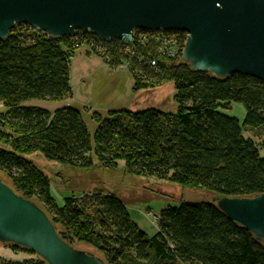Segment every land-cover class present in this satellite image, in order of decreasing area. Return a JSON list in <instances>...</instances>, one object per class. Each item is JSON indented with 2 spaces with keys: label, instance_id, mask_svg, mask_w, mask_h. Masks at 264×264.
I'll return each instance as SVG.
<instances>
[{
  "label": "trees",
  "instance_id": "trees-1",
  "mask_svg": "<svg viewBox=\"0 0 264 264\" xmlns=\"http://www.w3.org/2000/svg\"><path fill=\"white\" fill-rule=\"evenodd\" d=\"M145 33L135 31L131 42L107 43L80 32L53 39L28 25L10 31L0 41V173L47 213L62 239L72 246L89 245L107 264H264V243L211 202L181 201L178 207L164 208L155 217L157 234L150 238L112 193L72 195L59 204L50 178L27 158L38 153L78 169H114L124 162L137 176L219 197L264 193V142L257 146L244 134L263 131L264 81L195 72L182 58L185 33H168L179 40L180 53L174 58L159 55L155 42L139 43L138 34ZM83 47L111 69L126 66L135 90L172 82L177 112L110 110L103 116L94 111L91 131L81 110L35 105L73 98L72 61ZM232 103L246 109L242 125L219 110ZM9 247L25 253L0 264H47L31 251Z\"/></svg>",
  "mask_w": 264,
  "mask_h": 264
},
{
  "label": "water",
  "instance_id": "water-1",
  "mask_svg": "<svg viewBox=\"0 0 264 264\" xmlns=\"http://www.w3.org/2000/svg\"><path fill=\"white\" fill-rule=\"evenodd\" d=\"M17 25L53 39L90 33L109 43L134 31L183 32V61L218 78L241 74L264 81V0H0V41ZM0 244L35 253L47 264H107L92 248L72 246L47 213L0 173ZM64 188L109 192L125 201L164 198L211 202L264 243V193L219 197L177 184L150 186L131 174L98 167L63 170ZM5 180H3V179Z\"/></svg>",
  "mask_w": 264,
  "mask_h": 264
},
{
  "label": "rangeland",
  "instance_id": "rangeland-1",
  "mask_svg": "<svg viewBox=\"0 0 264 264\" xmlns=\"http://www.w3.org/2000/svg\"><path fill=\"white\" fill-rule=\"evenodd\" d=\"M76 57V56H75ZM74 57V58H75ZM105 64V63H104ZM106 65V64H105ZM107 66V65H106ZM108 67V66H107ZM109 68V67H108ZM123 68V67H119ZM111 69V68H109ZM118 69V68H117ZM114 70V69H111ZM129 72V71H127ZM133 79V84H135V79L133 75L129 72ZM141 83V82H139ZM142 84V83H141ZM144 85V84H142ZM148 85L146 88H141L139 90H135V87H133V91L139 92L137 95V101L139 102L138 105L131 107V111H142L148 108H156L159 110H162L164 112L169 113H176L178 110V104L174 99V95L176 93L174 84L172 82H169L167 80L157 84L147 83ZM95 106H107L108 100L104 97H93ZM71 100V99H70ZM70 100L64 101V102H56L58 105H66L67 102ZM82 115L90 128L93 130V122H91L92 113L98 112L101 115L105 116L107 112H99L96 109L89 107L85 105V107H81ZM128 110V109H127ZM223 114L236 118L240 124L242 125L245 120L246 116V109L243 104L241 103H232L228 107H220L219 109ZM110 111V110H109ZM91 130V131H92ZM262 132L260 135H256L257 131H250L246 130L244 132L246 138H250L254 141V143L259 146L262 142H264V128H262ZM94 131V130H93ZM258 133V132H257ZM261 156H264V150H260ZM30 161H32L41 171L45 173L50 178L51 181V189L52 194L56 198V200L59 202V204L63 203V199L66 197H70L72 195L78 196L84 193H92L94 189H83V190H76V189H69L64 188L65 180L63 175V170L67 168L75 169L70 166H66L60 163L51 162L46 160L41 154H32L27 157ZM100 166H95L94 168H98ZM87 169V170H92ZM103 168V167H102ZM113 171H121L131 174L135 179H138L140 181L146 182L147 185L150 186H163L168 184H174L170 181L166 180H159L156 178L151 177H143V176H137L135 174H132L128 171L126 165L124 162H119L118 166L114 169H110ZM3 175V174H2ZM5 176V175H3ZM109 193V192H107ZM113 194V193H112ZM121 200V199H120ZM128 210L131 220L143 231L147 234L148 237H153L157 234V220L155 217H159L160 212L166 208V207H178L181 204V200H166L164 198H155V199H141V200H135V201H125L121 200ZM148 213H151L152 216L148 215ZM74 246L78 247H88L92 248L89 245L83 244V243H75ZM11 249V248H10ZM93 249V248H92ZM14 253L10 252L8 248H6L5 245L0 244V257L8 256L12 258H18L22 256V251H13ZM25 253V252H23Z\"/></svg>",
  "mask_w": 264,
  "mask_h": 264
},
{
  "label": "crops",
  "instance_id": "crops-1",
  "mask_svg": "<svg viewBox=\"0 0 264 264\" xmlns=\"http://www.w3.org/2000/svg\"><path fill=\"white\" fill-rule=\"evenodd\" d=\"M71 86L73 98L66 105L78 110L87 105L102 113L109 110H131V107L139 104L136 99L139 92L133 91V79L129 72L124 68L109 69L99 57L90 54L85 47L77 52L72 61ZM93 97L106 98L108 105L95 106ZM35 105L50 111L61 106L56 103H35ZM6 248L14 253L11 247L6 246ZM1 259H12V257H0V261Z\"/></svg>",
  "mask_w": 264,
  "mask_h": 264
},
{
  "label": "built area",
  "instance_id": "built-area-1",
  "mask_svg": "<svg viewBox=\"0 0 264 264\" xmlns=\"http://www.w3.org/2000/svg\"><path fill=\"white\" fill-rule=\"evenodd\" d=\"M168 33L170 32L157 31V32H147L145 34H138V42L142 44L146 42H155L158 47L157 52L159 53V55L174 58L178 56L180 53L179 40L176 36ZM128 42H131V40ZM183 49L184 47L182 48V52ZM129 53L134 54V52H129ZM151 64L152 66H155L156 61L153 60ZM123 68L127 70L126 66H124Z\"/></svg>",
  "mask_w": 264,
  "mask_h": 264
}]
</instances>
